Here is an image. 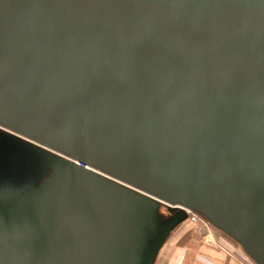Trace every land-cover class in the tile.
Instances as JSON below:
<instances>
[{
    "label": "water",
    "instance_id": "obj_1",
    "mask_svg": "<svg viewBox=\"0 0 264 264\" xmlns=\"http://www.w3.org/2000/svg\"><path fill=\"white\" fill-rule=\"evenodd\" d=\"M188 212L264 264V0H0V264H155Z\"/></svg>",
    "mask_w": 264,
    "mask_h": 264
},
{
    "label": "rangeland",
    "instance_id": "obj_2",
    "mask_svg": "<svg viewBox=\"0 0 264 264\" xmlns=\"http://www.w3.org/2000/svg\"><path fill=\"white\" fill-rule=\"evenodd\" d=\"M191 242L212 248L230 247L232 251L236 249L235 251L249 263L250 261L254 263L240 246L219 233L202 218L189 213L187 218L171 232L160 250L155 264H177L179 260L184 258V254L187 252L188 245Z\"/></svg>",
    "mask_w": 264,
    "mask_h": 264
},
{
    "label": "crops",
    "instance_id": "obj_3",
    "mask_svg": "<svg viewBox=\"0 0 264 264\" xmlns=\"http://www.w3.org/2000/svg\"><path fill=\"white\" fill-rule=\"evenodd\" d=\"M176 228L177 227L174 229ZM235 250L232 251L230 247L224 246L212 248L210 246L197 245L196 242H191L188 245L187 252L184 254V258L179 260L177 264H254L242 258Z\"/></svg>",
    "mask_w": 264,
    "mask_h": 264
},
{
    "label": "trees",
    "instance_id": "obj_4",
    "mask_svg": "<svg viewBox=\"0 0 264 264\" xmlns=\"http://www.w3.org/2000/svg\"><path fill=\"white\" fill-rule=\"evenodd\" d=\"M215 230H217L219 233H221L222 235H224L226 238H228L229 240H231L233 243H235L236 245H238L235 241H233L232 239H230L228 236H226L225 234H223L221 231H219L218 229L215 228ZM239 246V245H238Z\"/></svg>",
    "mask_w": 264,
    "mask_h": 264
},
{
    "label": "built area",
    "instance_id": "obj_5",
    "mask_svg": "<svg viewBox=\"0 0 264 264\" xmlns=\"http://www.w3.org/2000/svg\"><path fill=\"white\" fill-rule=\"evenodd\" d=\"M189 213H191L192 215H195V216H198V217L202 218L201 216H199L198 214H196V213H194V212H188V213H187V216H188ZM202 219H203V218H202ZM203 220H204V219H203ZM204 221H206V220H204ZM206 222H207V221H206ZM207 223H208V222H207Z\"/></svg>",
    "mask_w": 264,
    "mask_h": 264
}]
</instances>
